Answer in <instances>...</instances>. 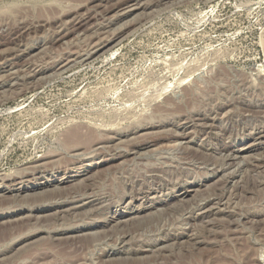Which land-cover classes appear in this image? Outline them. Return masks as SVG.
Returning a JSON list of instances; mask_svg holds the SVG:
<instances>
[{
    "label": "rangeland",
    "instance_id": "obj_1",
    "mask_svg": "<svg viewBox=\"0 0 264 264\" xmlns=\"http://www.w3.org/2000/svg\"><path fill=\"white\" fill-rule=\"evenodd\" d=\"M0 264H264V0H0Z\"/></svg>",
    "mask_w": 264,
    "mask_h": 264
},
{
    "label": "bare ground",
    "instance_id": "obj_2",
    "mask_svg": "<svg viewBox=\"0 0 264 264\" xmlns=\"http://www.w3.org/2000/svg\"><path fill=\"white\" fill-rule=\"evenodd\" d=\"M141 4V3H140ZM140 4H138V5H136V6H133L134 8H132L131 7V10H129V11H131V12H134V11H136V10H138L139 8H141V5ZM107 6V5H106ZM142 13V12H141ZM90 20H91V18H90ZM69 21V20H68ZM86 21V20H85ZM88 21H89V17H88ZM128 22V21H127ZM68 23V22H67ZM80 23H81V21H80ZM81 24H83V22L81 23ZM81 26V25H80ZM84 26V25H83ZM79 27V26H78ZM58 30V29H57ZM85 30V29H84ZM82 32V31H81ZM113 33V32H112ZM103 39V38H102ZM59 40V39H58ZM85 45V44H84ZM53 47V46H52ZM84 52V51H83ZM21 53V52H20ZM54 53V52H53ZM70 60V59H69ZM26 61V60H25ZM78 61V60H77ZM191 69V68H190ZM260 69V68H259ZM263 70V69H262ZM14 71V70H13ZM261 73H262V71H261ZM10 80V79H9ZM227 81V80H226ZM237 83V82H236ZM251 84V83H250ZM255 85V84H254ZM249 86V85H248ZM176 87V86H175ZM2 92V91H1ZM177 93V92H176ZM256 94V93H255ZM227 96V95H226ZM173 107V106H172ZM165 109V108H164ZM159 113V112H158ZM86 126V125H85ZM81 127V126H80ZM84 128V127H83ZM249 128V127H248ZM83 130V129H82ZM95 133V132H94ZM96 133H98V132H96ZM103 134V133H102ZM65 135H67V134H65ZM70 135V136H69ZM68 136H69V144L70 145H73V147H75V149L74 150H78V149H81V151H82V149L84 148L83 146H86V144H87V146L88 145H90V141H92L93 139H94V137H95V134H93V132H92V134L90 133V132H87V130H86V132H84V131H80V130H73V131H71V133L69 134ZM184 135V134H183ZM262 135V134H261ZM103 136V135H102ZM145 136V135H144ZM183 137V136H182ZM185 137V136H184ZM262 137V136H261ZM95 138H97V137H95ZM66 139V138H65ZM261 139V138H260ZM99 140V139H98ZM260 141V140H259ZM94 142V141H93ZM186 142V141H185ZM60 143V142H59ZM65 143V142H64ZM95 143V142H94ZM93 143V144H94ZM92 144V145H93ZM98 144V143H97ZM68 145V144H67ZM96 145V144H95ZM114 145V144H113ZM261 145V144H260ZM97 146V145H96ZM144 146H148V145H144ZM67 147V146H66ZM250 147H256L255 146V144H252ZM89 148V147H88ZM94 148H97V147H94ZM156 148V147H155ZM67 149V148H66ZM71 149V148H70ZM140 149H141V147H140ZM84 150H87V148H85ZM54 151V150H53ZM80 151V152H81ZM90 151V150H89ZM79 152V151H78ZM232 152V154L234 155V153L236 152V151H231ZM208 154V153H207ZM242 154V153H241ZM50 155V154H49ZM181 155V154H180ZM230 155V154H229ZM236 155H237V153H236ZM236 155H235V157H236ZM90 167V166H89ZM220 167V166H219ZM89 169V168H88ZM87 172H89L87 169H86V171H85V173H84V175H88L89 173H87ZM83 174V173H82ZM80 175V174H79ZM26 176V175H25ZM231 176V175H230ZM85 178H89V177H85ZM84 178V179H85ZM74 178H73V176H71V177H68L66 180H64V183H66V182H70V181H72ZM83 180V179H82ZM254 181V180H253ZM63 183V182H62ZM3 189V188H2ZM10 189V188H9ZM24 189V190H23ZM33 189H36V187L34 186V185H24V186H21L20 188H17L16 189V192H17V194H22L24 191H27L28 192V190H33ZM195 189V188H194ZM193 189V190H194ZM4 190V189H3ZM7 192V191H6ZM5 192V193H6ZM190 192H191V190H188V191H186L183 195H182V197L184 198V197H187L189 194H190ZM2 194V193H1ZM69 194V193H68ZM78 202V201H77ZM89 202V201H88ZM87 202V203H88ZM91 202V201H90ZM15 203V202H14ZM55 203V202H54ZM82 203V202H81ZM60 204V203H59ZM79 204V203H78ZM78 204H76L77 206H78ZM81 205L82 204H80V207H81ZM84 205V204H83ZM47 206V205H46ZM52 206V205H51ZM55 206V205H54ZM70 206V205H69ZM176 206V205H175ZM84 207V206H83ZM43 208H44V206H43ZM56 208V207H55ZM74 208H76V206L74 207ZM150 208V207H149ZM11 209V208H10ZM43 211H44V209H43ZM81 211V210H80ZM65 214V213H64ZM202 215H205V213H203ZM209 215V214H208ZM62 216V215H61ZM117 216V214L113 217V219L114 218H117L116 217ZM196 217V216H195ZM124 220V219H123ZM123 224H124V222H123ZM229 226V225H228ZM82 229V228H81ZM31 234V233H30Z\"/></svg>",
    "mask_w": 264,
    "mask_h": 264
}]
</instances>
